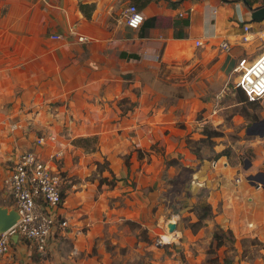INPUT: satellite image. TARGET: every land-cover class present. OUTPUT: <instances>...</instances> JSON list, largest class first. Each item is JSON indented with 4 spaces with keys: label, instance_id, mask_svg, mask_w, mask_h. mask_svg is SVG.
Instances as JSON below:
<instances>
[{
    "label": "crops",
    "instance_id": "1",
    "mask_svg": "<svg viewBox=\"0 0 264 264\" xmlns=\"http://www.w3.org/2000/svg\"><path fill=\"white\" fill-rule=\"evenodd\" d=\"M80 3L93 6L89 18ZM132 4L144 21L158 20L150 28L130 29L125 11ZM261 6L243 0H153L144 7L132 0H0V131L9 133L13 117L31 109L45 122L51 116L50 122L43 125L36 116L34 129L21 119L14 145L25 146L43 132L69 135L58 137L68 178L59 210L68 221L67 235L54 239L44 258H31L26 245L17 244L11 264H112L117 248L138 243L130 223L147 230L160 194L158 169L165 159L191 163L185 141L198 126V112L204 125L214 124L196 86H220L238 59L253 61L264 51V19L250 17ZM221 42L228 51L220 50ZM91 137L97 138L95 151L83 153L73 144ZM257 152L253 163L262 165ZM222 158L197 174L206 177L208 203H222L217 219L231 229L237 219L227 208L233 195L227 163L217 166ZM102 160L108 170L96 173ZM91 173L107 181L113 175L115 183L90 181ZM257 184H241L238 192L250 195L253 221L264 226V190Z\"/></svg>",
    "mask_w": 264,
    "mask_h": 264
},
{
    "label": "rangeland",
    "instance_id": "2",
    "mask_svg": "<svg viewBox=\"0 0 264 264\" xmlns=\"http://www.w3.org/2000/svg\"><path fill=\"white\" fill-rule=\"evenodd\" d=\"M255 3L258 4L260 1ZM229 75L226 81H221L220 86H215V88L208 85L196 86L195 93L202 94L199 96L201 101L209 104L207 107L214 124L213 126L204 125V121L201 122L204 117L203 112L197 113L198 126L190 129L191 132L186 135V140L189 139L188 143L185 141L186 148L192 154L191 163L184 164V162L175 161L173 166L166 167L164 164L158 169V184L155 189L160 191V194L156 204L152 206L147 230L143 234L141 231L144 228L140 225L136 224V227H131L139 234L138 243L125 249L117 248L118 251L114 252L117 256L112 264H215L212 260L214 257H217L219 264L224 259L229 260L230 264H264V226L253 221L250 195L238 192L241 184L254 187L260 181L264 185V134L260 136V129L253 128L257 125L256 123L264 122V98L253 103L247 102L244 95L235 89L233 77ZM203 82L207 83V81ZM243 99L245 101H242ZM31 111L27 109L20 112L13 117L11 123H19L22 119L26 124L24 127L29 128L33 127L36 116L38 120L44 121L43 115L37 112L30 113ZM20 114L26 116L23 117ZM49 118L47 121L50 122ZM47 121H44L43 125H46ZM204 127H207L205 135L211 138L200 142L204 139L202 135L205 131ZM19 132L21 133L22 130ZM13 135L7 131L3 133L0 131V177L9 164V157L14 158ZM15 136L19 135L15 134ZM76 140L73 142L75 143ZM196 141L197 143L192 144ZM96 146L97 144L90 142L85 148H79L83 153H87L92 149L95 151ZM257 151H260L259 155L263 158L262 165L253 163L257 159ZM222 152L224 155L219 158H223L217 166H221L222 162L227 163L228 170L226 171L230 177L226 182L230 183L229 190L233 195L232 199L227 201V208L232 213L233 211L236 213L233 217L237 219L236 226L231 229L224 226L225 220L222 219L220 222L219 218L217 219L222 212V203L217 202L213 205L208 203L209 187L206 177L197 174L202 165L211 166V162L217 160V154ZM101 163L99 167L96 166V173L106 172L108 169L105 161L102 160ZM212 170L216 171V169ZM96 173L89 174L87 179L90 181L99 179ZM237 177L242 178V182L238 185L234 182ZM248 177L251 178L247 179ZM130 181L132 183V180ZM260 188L263 189L262 186ZM152 190L154 187L148 188V191ZM205 203L211 205L214 211L213 216L205 220L203 225L194 232L190 224L196 222V210ZM0 206L13 209L11 200L1 188ZM168 223L176 224V229L172 233L168 231ZM250 223L253 226L247 225ZM216 226L231 230L233 240H226L224 247L212 253L208 250L213 233L216 232ZM164 235L170 236L169 242L162 240ZM29 252L31 258L39 257L35 252L31 250ZM9 256L2 259L0 264H11L8 260Z\"/></svg>",
    "mask_w": 264,
    "mask_h": 264
},
{
    "label": "built area",
    "instance_id": "3",
    "mask_svg": "<svg viewBox=\"0 0 264 264\" xmlns=\"http://www.w3.org/2000/svg\"><path fill=\"white\" fill-rule=\"evenodd\" d=\"M185 15L186 12L179 13L180 17ZM143 22L144 16L138 8L129 5L125 11V25L132 30H138ZM248 30L244 26V32L247 33ZM78 41L84 42L86 39L79 37ZM242 41L248 42L249 37L244 35ZM200 44L195 42L196 46ZM219 48L225 52L229 50V45L221 42ZM232 77L235 89L244 95L247 102L263 99L264 51L253 61L238 59L232 69ZM203 121L202 119L201 122ZM20 128L18 122L10 123L9 134H14ZM59 136L65 139L69 135L64 130L57 133L43 132L25 146H12L14 158L9 157V164L0 177V188L11 200L12 208L18 213L19 219L6 232L0 234V261L21 243L40 258H44L54 239H62L67 235L68 221L59 212L64 200V186L68 180L65 172L61 170L64 145L58 142ZM49 144L54 148L47 150ZM44 150H47L45 156L42 155ZM215 166L216 163H212V167ZM234 182L238 185L242 178L237 177Z\"/></svg>",
    "mask_w": 264,
    "mask_h": 264
},
{
    "label": "trees",
    "instance_id": "4",
    "mask_svg": "<svg viewBox=\"0 0 264 264\" xmlns=\"http://www.w3.org/2000/svg\"><path fill=\"white\" fill-rule=\"evenodd\" d=\"M132 1L134 3H138L140 7H144L146 4H148L149 2H151L153 0H132ZM243 1L246 3V5L248 7H251L252 4H254L257 1H260V4L264 5V0H243ZM132 5H134V4H132ZM79 9L86 16V18H89L88 11L91 12L93 10V6L92 5L89 6V5H85V4L80 3L79 4ZM157 20H158V18H155V17L147 19V20H145L143 22L142 26H144L146 28H150V27H152L155 24V22ZM184 24L186 25L187 22H184ZM242 101H245V99H243ZM133 106L134 105H131V107H133ZM204 130L205 131L202 134L204 136V139L200 140V142H203L206 139L210 140V138H211L210 136L207 137L205 135L207 133V127H204ZM214 134H216V133L214 132ZM188 140L189 139L186 140L187 143H188ZM90 142H92L94 144H97V138L96 137L80 138V139H77L74 144H76V146H78V147L85 148V146L89 145ZM195 143H197V141L193 142L192 144H195ZM92 151H94V149H92ZM223 155H224L223 152L222 153H218L217 156H216V159H218L220 156H223ZM127 158H126V164L128 165V159ZM164 164H165L166 167H168V166L174 165V161L165 159L164 160ZM96 166L99 167V163H96ZM102 183H105V184H108L110 186H113L114 183H115V178H114L113 175H112V178H111L110 181H107L106 178H102V179L99 180V184H102ZM64 197H65V195L62 194V199H64ZM212 216H213V213H212L211 206L209 204H207V203L201 205L196 210V222L190 224V228L195 232L196 230H198L203 225V222L205 220L210 219ZM136 226H137L136 224L130 223V227L134 228ZM141 232L144 234L145 230H142ZM226 240H233V235H232L231 230H229V229L224 230L223 228H221L219 226H216V232L213 233L212 241H211V243L209 245V250L208 251L213 253L216 250H218L219 248L224 247L226 242H227ZM212 260H214L213 262L215 264H219V260L217 259V257H214V259H212ZM221 264H230V261L227 260V259H224Z\"/></svg>",
    "mask_w": 264,
    "mask_h": 264
},
{
    "label": "water",
    "instance_id": "5",
    "mask_svg": "<svg viewBox=\"0 0 264 264\" xmlns=\"http://www.w3.org/2000/svg\"><path fill=\"white\" fill-rule=\"evenodd\" d=\"M250 17L252 21H262L264 19V5L261 7H257L256 9H252L250 13ZM257 125H262L260 130V136L264 134V122L261 121L256 123ZM248 177L247 179H250ZM264 183V182H263ZM262 186L264 189V185L261 182H258L257 186ZM19 219L18 213L14 209H8L6 207L0 206V234L6 232L9 228H11ZM168 231L172 233L176 229L175 223H168L167 225ZM15 239V238H13Z\"/></svg>",
    "mask_w": 264,
    "mask_h": 264
},
{
    "label": "bare ground",
    "instance_id": "6",
    "mask_svg": "<svg viewBox=\"0 0 264 264\" xmlns=\"http://www.w3.org/2000/svg\"><path fill=\"white\" fill-rule=\"evenodd\" d=\"M170 236H162V240L164 241V242H169V240L171 239V238H169Z\"/></svg>",
    "mask_w": 264,
    "mask_h": 264
},
{
    "label": "flooded vegetation",
    "instance_id": "7",
    "mask_svg": "<svg viewBox=\"0 0 264 264\" xmlns=\"http://www.w3.org/2000/svg\"><path fill=\"white\" fill-rule=\"evenodd\" d=\"M262 125H263V124H261V125H260V124H259V125H255L253 128H256V129H260V130H261Z\"/></svg>",
    "mask_w": 264,
    "mask_h": 264
}]
</instances>
